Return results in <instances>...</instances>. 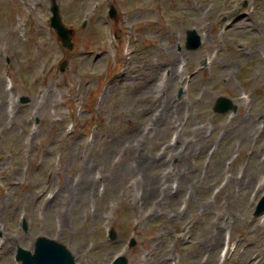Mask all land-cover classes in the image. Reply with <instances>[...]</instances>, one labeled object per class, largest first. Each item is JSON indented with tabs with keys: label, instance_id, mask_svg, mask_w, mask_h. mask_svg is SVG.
<instances>
[{
	"label": "rangeland",
	"instance_id": "obj_1",
	"mask_svg": "<svg viewBox=\"0 0 264 264\" xmlns=\"http://www.w3.org/2000/svg\"><path fill=\"white\" fill-rule=\"evenodd\" d=\"M248 1L226 26L230 0H56L67 50L51 0H0V264L40 237L75 264H264V0Z\"/></svg>",
	"mask_w": 264,
	"mask_h": 264
},
{
	"label": "water",
	"instance_id": "obj_2",
	"mask_svg": "<svg viewBox=\"0 0 264 264\" xmlns=\"http://www.w3.org/2000/svg\"><path fill=\"white\" fill-rule=\"evenodd\" d=\"M41 258L43 264H72L69 255L58 245L49 242H40L36 251L34 264ZM117 264H125L121 260Z\"/></svg>",
	"mask_w": 264,
	"mask_h": 264
},
{
	"label": "bare ground",
	"instance_id": "obj_3",
	"mask_svg": "<svg viewBox=\"0 0 264 264\" xmlns=\"http://www.w3.org/2000/svg\"><path fill=\"white\" fill-rule=\"evenodd\" d=\"M170 110H171L170 108H167V107H166L165 110H164V115H166L167 113H169ZM248 129L251 130V129H250V126L246 125L245 128H244V132H243V133L245 134V133L248 131ZM254 130H255V129H254ZM139 168H141V167L139 166ZM89 181H92V180H89ZM149 189H151V188H149Z\"/></svg>",
	"mask_w": 264,
	"mask_h": 264
}]
</instances>
